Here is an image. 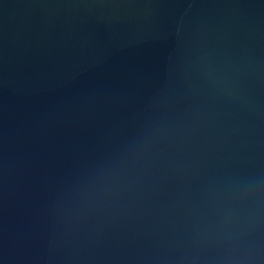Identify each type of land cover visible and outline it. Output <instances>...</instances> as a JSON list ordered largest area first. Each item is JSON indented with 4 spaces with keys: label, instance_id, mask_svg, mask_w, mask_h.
I'll list each match as a JSON object with an SVG mask.
<instances>
[{
    "label": "water",
    "instance_id": "1",
    "mask_svg": "<svg viewBox=\"0 0 264 264\" xmlns=\"http://www.w3.org/2000/svg\"><path fill=\"white\" fill-rule=\"evenodd\" d=\"M0 264H264V0H0Z\"/></svg>",
    "mask_w": 264,
    "mask_h": 264
}]
</instances>
